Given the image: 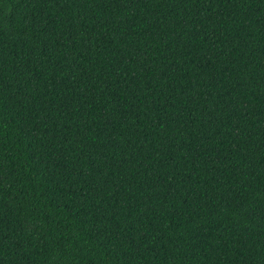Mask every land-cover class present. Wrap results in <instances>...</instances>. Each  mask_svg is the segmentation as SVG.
Returning <instances> with one entry per match:
<instances>
[{
  "label": "trees",
  "instance_id": "obj_1",
  "mask_svg": "<svg viewBox=\"0 0 264 264\" xmlns=\"http://www.w3.org/2000/svg\"><path fill=\"white\" fill-rule=\"evenodd\" d=\"M0 264H264V0H0Z\"/></svg>",
  "mask_w": 264,
  "mask_h": 264
}]
</instances>
